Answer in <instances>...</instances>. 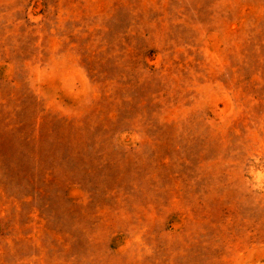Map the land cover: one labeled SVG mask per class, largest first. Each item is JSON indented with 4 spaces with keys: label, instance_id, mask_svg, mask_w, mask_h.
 I'll use <instances>...</instances> for the list:
<instances>
[{
    "label": "rangeland",
    "instance_id": "rangeland-1",
    "mask_svg": "<svg viewBox=\"0 0 264 264\" xmlns=\"http://www.w3.org/2000/svg\"><path fill=\"white\" fill-rule=\"evenodd\" d=\"M0 264H264V0H0Z\"/></svg>",
    "mask_w": 264,
    "mask_h": 264
}]
</instances>
